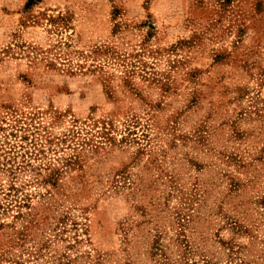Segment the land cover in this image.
I'll return each instance as SVG.
<instances>
[{
	"label": "rangeland",
	"instance_id": "rangeland-1",
	"mask_svg": "<svg viewBox=\"0 0 264 264\" xmlns=\"http://www.w3.org/2000/svg\"><path fill=\"white\" fill-rule=\"evenodd\" d=\"M0 264H264V0H0Z\"/></svg>",
	"mask_w": 264,
	"mask_h": 264
}]
</instances>
